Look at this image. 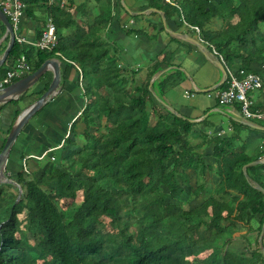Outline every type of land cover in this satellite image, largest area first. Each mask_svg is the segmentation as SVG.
<instances>
[{
	"label": "trees",
	"instance_id": "1",
	"mask_svg": "<svg viewBox=\"0 0 264 264\" xmlns=\"http://www.w3.org/2000/svg\"><path fill=\"white\" fill-rule=\"evenodd\" d=\"M145 1L165 19L197 27L210 52L257 75L264 93V0H175L179 8ZM22 2L29 15L40 6L52 16L57 46L46 52L14 42L6 61L25 55L33 73L47 59L63 57L60 83L69 80L76 65L86 104L62 148L52 152L55 161L50 153L38 172L10 176L22 190L18 201L17 190L0 187V264H264V232L259 243L264 193L258 190H264V162L243 170L264 155V133L255 156L238 145L249 128L235 121L229 136L208 138L203 128L196 134L201 141L193 144L189 136L195 123L159 101L182 73H167L149 88L158 67L141 85L135 72L125 76L119 70L117 49L102 37L110 0H86L75 7L80 14L91 4L101 10L87 29L57 2ZM8 69L0 66V79ZM44 78L48 82L40 95L51 82L50 74ZM20 113L14 112L13 123ZM210 144L212 165L204 152ZM208 172L217 177L214 195L191 207L207 187ZM102 217L110 230L104 231ZM235 241L243 244L241 252L232 249Z\"/></svg>",
	"mask_w": 264,
	"mask_h": 264
},
{
	"label": "crops",
	"instance_id": "2",
	"mask_svg": "<svg viewBox=\"0 0 264 264\" xmlns=\"http://www.w3.org/2000/svg\"><path fill=\"white\" fill-rule=\"evenodd\" d=\"M85 1L48 0L47 5L57 2L61 9L67 8L69 14L82 27L87 29L101 10L91 4L86 12L78 13L75 7ZM173 2L176 4L175 0ZM100 6L105 7V2L101 3ZM33 7H35L34 11L30 15L27 14L25 8L23 16L13 31L15 37L35 41L45 30L48 19L52 20V16L44 13L40 6ZM177 8L179 7L177 6ZM102 37L117 49L120 56L119 70H122V74L125 76L135 72L138 85L145 82L147 75L157 67L159 72L151 78L150 84L176 71L182 73L183 78L176 86L167 89L160 100L164 101L166 108L172 113L195 123L192 132L193 137L189 136L193 139H191L193 144L201 141L196 134L203 128L208 138L229 136L232 133L231 123L235 121L244 126H246L245 123H251L253 127H246L255 131L250 132L244 129L240 135L238 145L248 156H255L259 152L262 144V132L264 133V120L243 121L238 113L233 111L229 113L226 108L219 106L212 92H199L219 83L222 77L216 66L219 62L218 58L210 52L207 45L201 40L199 33L194 32L185 23L180 25L176 18L165 19L162 11L149 8L145 0H119V2L110 0V21L103 30ZM190 39L198 42L199 46L194 45ZM9 43L10 36L0 23V59ZM50 59L57 63L59 79L61 80L65 69L64 58L55 56ZM15 61H5L4 65L8 69L14 65ZM74 67L76 70L71 72L69 80L64 84L59 81L58 93L46 102L38 111L39 113L37 112V116L29 120V124L23 128L19 135L20 139L12 146L4 172L9 177L21 170L19 159L23 156L39 155L40 153L37 154L38 151L42 153L56 147L57 149L53 152H57L62 148L64 140L69 136L71 124L78 119L79 113L85 107V97L79 86V76H82V74L76 65ZM237 68V66L233 67L234 70H237ZM46 73L50 74L52 80V69H49ZM47 82V78L40 80L28 89L32 94L27 91L20 101H18L19 98L17 99L18 102L15 104L11 103L12 101L0 104V151L12 128L14 112H23L31 106L44 93L40 95V91L46 88ZM149 88H151V85H149ZM156 91H159V89ZM34 93L37 95L36 98L33 95ZM250 98L254 102L253 109L258 107L259 111V107H264V93L262 91L251 93ZM205 119L206 121L201 123ZM214 122H217V124L214 125ZM228 128H231V132H227ZM221 131H225L226 134L218 136ZM204 150L206 163L212 165L214 163L211 156L212 144L206 146ZM51 155L54 157L53 161H55L56 155L54 153ZM262 158L259 160L264 162ZM32 161L36 168H32L27 162L30 175L39 171L38 164L40 166L46 164V160ZM206 181L207 187L190 202L191 207L198 206L205 199L214 195L217 177L212 172H208Z\"/></svg>",
	"mask_w": 264,
	"mask_h": 264
},
{
	"label": "built area",
	"instance_id": "3",
	"mask_svg": "<svg viewBox=\"0 0 264 264\" xmlns=\"http://www.w3.org/2000/svg\"><path fill=\"white\" fill-rule=\"evenodd\" d=\"M164 3L177 7L173 0H164ZM25 4L22 0H1L0 10L8 19L13 31L23 16L25 10ZM197 34L199 30L197 27H190ZM16 42L21 47L33 48L35 50L51 52L57 46V36L55 33V27L51 19H48L45 30L41 36L35 41H28L22 37H15ZM212 54L218 58L219 63L222 65L225 72V87L223 89H217L211 91L216 103L227 109V112H236L243 121H256L264 120V113L256 109H253L254 102L250 98V94L259 91L262 88L259 77L253 73H246L243 69L234 70L228 66L217 52L212 49ZM30 73V66L26 60L25 55H21L16 59L14 65H12L6 72L5 76L0 79V90L11 85L15 80H19ZM82 76H79V86L83 91ZM86 104V99H85ZM238 106V109H237ZM84 109V108H83ZM81 113H79L80 115ZM78 115V116H79ZM227 132H231V128L227 129ZM225 131L218 133V136H224ZM57 149H48L42 152L40 155L26 156L21 163V171L25 175H29V169L27 162L29 159L36 161H42L48 157V155ZM264 160V155L262 156ZM50 161H53V157H49ZM21 188V187H20Z\"/></svg>",
	"mask_w": 264,
	"mask_h": 264
},
{
	"label": "water",
	"instance_id": "4",
	"mask_svg": "<svg viewBox=\"0 0 264 264\" xmlns=\"http://www.w3.org/2000/svg\"><path fill=\"white\" fill-rule=\"evenodd\" d=\"M163 22L165 21L163 20ZM0 23L5 27L6 33L10 36V43L7 49L5 50V52L3 53L2 58L0 59V66H1L6 61L7 56L10 52V49L12 48L14 44L15 35H14L13 29L10 23L8 22V19L1 12V10H0ZM190 40H192L194 45L199 46L198 42H196L193 39H190ZM216 66L218 67L222 75L220 82L208 89L200 90L199 91L200 93H207V92L214 91L218 89L225 82V72L223 70L222 65L218 62ZM49 69H52L53 77H52V80L47 90L31 106H29L27 109L21 112L20 115L16 118V120L14 121L12 125L10 132L8 133L5 139L3 147L0 151V186L3 184H7V185H11L12 187H14L18 192L17 201L20 199V196H21V188L15 181H13V179H11L8 175L4 173L5 168L7 166V160L10 156L12 146L17 141L25 125L29 122V120H31L35 116V114L46 104V102L50 98L54 97L58 93L60 76H59V69H58L57 63L51 59H48L44 61L43 64L33 73L28 74L24 78H21L15 83H12L11 85L0 90V104L7 103L13 100H17L21 95L26 93L28 89L36 85ZM159 101L165 105L163 100H159ZM245 125L248 127H253L251 123H245ZM259 163H262V161L258 160V161L251 162L245 167H243V170H245L247 166L257 165ZM258 190L264 193L263 189L258 188ZM263 232H264V223L262 226L261 235L259 237L260 245H261V237L263 235ZM261 250H262V253H264V249L262 246H261Z\"/></svg>",
	"mask_w": 264,
	"mask_h": 264
},
{
	"label": "rangeland",
	"instance_id": "5",
	"mask_svg": "<svg viewBox=\"0 0 264 264\" xmlns=\"http://www.w3.org/2000/svg\"><path fill=\"white\" fill-rule=\"evenodd\" d=\"M28 93H31L30 91H28ZM32 94V93H31ZM34 95V97L36 98L37 97V95H36V93H34L33 94ZM256 123V122H255ZM217 124V122H214V125H216ZM245 131H250V132H255L254 130H252V129H246ZM257 133V132H256ZM241 135V134H240ZM189 139H192V138H190L189 137ZM193 140V139H192ZM81 142H82V138L81 137H77V142L76 143H78V145H80L81 144ZM196 142H198V141H196ZM195 143V142H194ZM204 152H205V150H204ZM29 163V166H31L32 168L33 167H35L36 168V166L34 165V164H32L33 163V161H30V162H28ZM39 165H37V167H38ZM27 179H30V177H27ZM0 187H2V188H5L7 191H8V189H9V191L10 190H12V191H16V189L14 188V187H12V186H10L11 188H8L7 187V185H1ZM22 191V190H21ZM77 199H80V196L78 195V197H77ZM192 206H193V204H192ZM19 218L20 219H22L23 218V215H20L19 216ZM102 221L104 222V224H105V229H104V231H108V230H110V228L108 227V222H109V220L108 219H106V218H104V217H102ZM232 249L234 250V251H237V252H241L242 250H243V244L241 243V242H239V241H235L234 242V245L232 246Z\"/></svg>",
	"mask_w": 264,
	"mask_h": 264
}]
</instances>
